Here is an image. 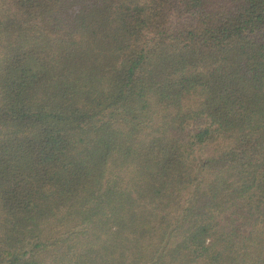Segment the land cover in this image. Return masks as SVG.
Segmentation results:
<instances>
[{"label": "trees", "instance_id": "trees-1", "mask_svg": "<svg viewBox=\"0 0 264 264\" xmlns=\"http://www.w3.org/2000/svg\"><path fill=\"white\" fill-rule=\"evenodd\" d=\"M0 264H264V0H0Z\"/></svg>", "mask_w": 264, "mask_h": 264}]
</instances>
